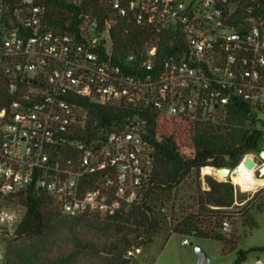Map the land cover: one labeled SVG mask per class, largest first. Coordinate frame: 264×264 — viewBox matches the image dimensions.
<instances>
[{
	"label": "built area",
	"instance_id": "1",
	"mask_svg": "<svg viewBox=\"0 0 264 264\" xmlns=\"http://www.w3.org/2000/svg\"><path fill=\"white\" fill-rule=\"evenodd\" d=\"M65 1L102 11L61 29L44 2L0 0V264L25 212L11 202L18 193L44 192L64 214L114 215L149 185L146 122L77 139L87 118L77 98L192 121L241 102L264 130V0ZM118 22L143 31L123 54ZM254 160L261 170L264 157Z\"/></svg>",
	"mask_w": 264,
	"mask_h": 264
},
{
	"label": "trees",
	"instance_id": "2",
	"mask_svg": "<svg viewBox=\"0 0 264 264\" xmlns=\"http://www.w3.org/2000/svg\"><path fill=\"white\" fill-rule=\"evenodd\" d=\"M39 1L46 5L49 22L61 29L68 20L72 26L77 23L82 11H102L96 1L92 6ZM124 27L118 22L112 30L121 54L143 37L137 26L130 25L127 32ZM75 102L87 114L85 129L76 135L80 140H90L102 129L123 127L133 119L146 122L145 138L153 150L149 185L139 203L114 215L64 214L55 198L44 192L18 193L11 202L25 212L15 235L6 239L4 264H130L131 251L156 237L166 242L173 233L217 240L224 253L234 248L237 235L222 230L235 202L234 186L209 175L203 178L200 169L236 166L244 154L257 151L264 130L247 104L230 106L214 119L192 121L121 101L80 97ZM251 218L247 215L244 224ZM246 253L240 251L234 264H240Z\"/></svg>",
	"mask_w": 264,
	"mask_h": 264
},
{
	"label": "rangeland",
	"instance_id": "3",
	"mask_svg": "<svg viewBox=\"0 0 264 264\" xmlns=\"http://www.w3.org/2000/svg\"><path fill=\"white\" fill-rule=\"evenodd\" d=\"M261 148H264V141L260 142L257 151L250 153L258 163L261 162L264 153ZM233 167L235 166H231ZM202 168L201 177L209 175L217 181L230 182L234 190L235 188L237 190L236 201L228 209L230 213L225 218L230 223V230L227 233L237 235L234 248L224 253L221 242L207 238L188 237L189 243L182 244L184 236L173 233L166 242L163 237H156L151 244L131 251L128 254L130 264H196L197 245H200L210 258L209 264H234L240 251H247L240 264H264V187L256 191H244L241 186L235 185L230 177L221 179L215 175L204 174ZM255 175L264 178L262 168L255 171ZM205 184L202 183V188L206 187ZM247 215H251L253 225L252 221L244 224Z\"/></svg>",
	"mask_w": 264,
	"mask_h": 264
},
{
	"label": "bare ground",
	"instance_id": "4",
	"mask_svg": "<svg viewBox=\"0 0 264 264\" xmlns=\"http://www.w3.org/2000/svg\"><path fill=\"white\" fill-rule=\"evenodd\" d=\"M264 157V153L262 154ZM204 174L215 175L221 179L230 177L235 185L241 186L244 191H256L264 187V178L255 175V169H249L244 163L238 165L237 173H232L228 176L219 173L216 168L212 166H205L202 168ZM262 174H264V166L262 167Z\"/></svg>",
	"mask_w": 264,
	"mask_h": 264
},
{
	"label": "water",
	"instance_id": "5",
	"mask_svg": "<svg viewBox=\"0 0 264 264\" xmlns=\"http://www.w3.org/2000/svg\"><path fill=\"white\" fill-rule=\"evenodd\" d=\"M226 158L228 159V156H226ZM243 163L249 169H255V167H256V162H255L252 154H249L247 157H245ZM214 168H216V170L219 173L226 175V176H228L232 173H237V171H238V165L233 167L232 169L230 167H227V166L214 167ZM195 252H196V256H197L196 264H209L210 258L206 255L205 251L203 250V248L200 245L196 246Z\"/></svg>",
	"mask_w": 264,
	"mask_h": 264
},
{
	"label": "flooded vegetation",
	"instance_id": "6",
	"mask_svg": "<svg viewBox=\"0 0 264 264\" xmlns=\"http://www.w3.org/2000/svg\"><path fill=\"white\" fill-rule=\"evenodd\" d=\"M227 160H229V159H227ZM227 167H230V168H231V166H230V165H228Z\"/></svg>",
	"mask_w": 264,
	"mask_h": 264
}]
</instances>
